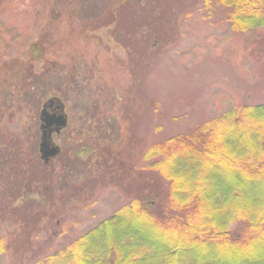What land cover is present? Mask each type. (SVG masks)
Returning a JSON list of instances; mask_svg holds the SVG:
<instances>
[{"label": "rangeland", "instance_id": "374dc122", "mask_svg": "<svg viewBox=\"0 0 264 264\" xmlns=\"http://www.w3.org/2000/svg\"><path fill=\"white\" fill-rule=\"evenodd\" d=\"M225 17L203 0H0V264H38L134 199L157 210L148 147L264 104V29ZM51 98L69 123L44 163Z\"/></svg>", "mask_w": 264, "mask_h": 264}, {"label": "trees", "instance_id": "16d2710c", "mask_svg": "<svg viewBox=\"0 0 264 264\" xmlns=\"http://www.w3.org/2000/svg\"><path fill=\"white\" fill-rule=\"evenodd\" d=\"M203 9L225 10L238 33L264 29V0ZM143 160L167 184L157 210L134 199L38 264H264V104L233 106Z\"/></svg>", "mask_w": 264, "mask_h": 264}, {"label": "water", "instance_id": "95a60500", "mask_svg": "<svg viewBox=\"0 0 264 264\" xmlns=\"http://www.w3.org/2000/svg\"><path fill=\"white\" fill-rule=\"evenodd\" d=\"M54 100L50 99L42 105V109L39 114L41 139L39 143V154L41 160L44 163L52 158H55L59 154V148L51 143V134L52 132H60L67 126V117L64 114V106L60 103L56 106V109H59L61 113L59 114H49L47 108L51 107L54 103Z\"/></svg>", "mask_w": 264, "mask_h": 264}, {"label": "flooded vegetation", "instance_id": "af4514ba", "mask_svg": "<svg viewBox=\"0 0 264 264\" xmlns=\"http://www.w3.org/2000/svg\"><path fill=\"white\" fill-rule=\"evenodd\" d=\"M59 104H60L59 103V100H54L53 105L51 107L47 108V112L49 114H53V113L59 114V113H61V111L59 109H56V106L59 105ZM64 112H65V107H64ZM68 123H69V119H68V116H67V126L63 130H61L60 132H58V133H56V132L53 131L52 134H51V138H52L53 135H60V133L62 131H64L68 127ZM50 141L53 144L52 140H50Z\"/></svg>", "mask_w": 264, "mask_h": 264}]
</instances>
